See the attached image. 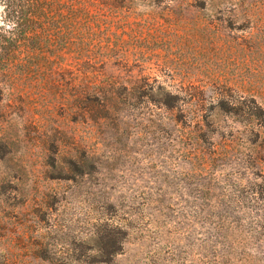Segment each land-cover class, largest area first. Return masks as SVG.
Instances as JSON below:
<instances>
[{
	"label": "rangeland",
	"instance_id": "obj_1",
	"mask_svg": "<svg viewBox=\"0 0 264 264\" xmlns=\"http://www.w3.org/2000/svg\"><path fill=\"white\" fill-rule=\"evenodd\" d=\"M82 2L46 8V67L0 69V257L87 252L108 224L112 264H213L227 201L234 264H264V0ZM78 71L113 109L76 101Z\"/></svg>",
	"mask_w": 264,
	"mask_h": 264
},
{
	"label": "trees",
	"instance_id": "obj_2",
	"mask_svg": "<svg viewBox=\"0 0 264 264\" xmlns=\"http://www.w3.org/2000/svg\"><path fill=\"white\" fill-rule=\"evenodd\" d=\"M76 1L83 5L82 0ZM5 3L6 14L0 21V69L9 70L13 64V59H17L16 67L22 69L23 72L38 71L46 67L48 61L46 54L50 47L48 45L50 42L55 43V39L63 32H61V27H57L54 22L47 23L48 26H45L40 23V20L45 16L46 8L51 9L50 6L59 4L60 0H5ZM72 7L69 5V13H73ZM90 62L91 59L82 60L78 58L75 59L74 65L79 69L90 64ZM76 80L78 82L77 87L82 86L81 92L84 91V93L78 92L76 101L101 102L107 110L113 109L119 102L117 96L108 90L107 96L104 95L107 84L98 81L96 77L89 78L87 73L78 71ZM164 96L166 98L172 97L169 92H165ZM156 102H160V105L165 104L161 99L156 100ZM74 165L78 174H85V162L77 161L74 162ZM224 197L228 198L227 195ZM219 205L225 215L216 214L217 221L207 225L209 231L205 233L206 240L207 243H212L210 248L213 251L211 255L213 264H234L239 259L244 258L245 252H239L231 238V225L228 217L229 202L224 201ZM104 229L103 231L96 229V232L93 233L92 239L97 245L94 248L89 247L87 252L71 249L52 251L47 248L35 247L31 253V258L41 264H57L59 259L69 260L70 264H112L121 250L122 240L119 235H123L124 231L118 227H109L108 224H105ZM258 254L264 257V252L259 251ZM0 264L15 263L9 255H4L0 257Z\"/></svg>",
	"mask_w": 264,
	"mask_h": 264
},
{
	"label": "clouds",
	"instance_id": "obj_3",
	"mask_svg": "<svg viewBox=\"0 0 264 264\" xmlns=\"http://www.w3.org/2000/svg\"><path fill=\"white\" fill-rule=\"evenodd\" d=\"M5 9H6V3L5 0H0V21L3 20L5 13Z\"/></svg>",
	"mask_w": 264,
	"mask_h": 264
}]
</instances>
